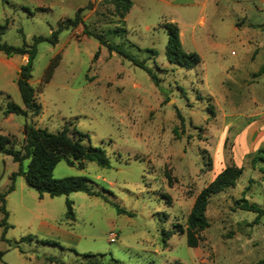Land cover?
I'll return each mask as SVG.
<instances>
[{
    "label": "rangeland",
    "instance_id": "rangeland-1",
    "mask_svg": "<svg viewBox=\"0 0 264 264\" xmlns=\"http://www.w3.org/2000/svg\"><path fill=\"white\" fill-rule=\"evenodd\" d=\"M133 2L122 19L109 0H0L2 40L17 46L51 37L82 9L81 22L61 31L56 43L37 44L31 82L42 104L39 116L5 113L9 101L24 106L17 78L28 56L0 51V133L15 135L19 148L26 122L52 132L76 127L86 144L105 149L110 165L87 161L80 169L61 160L54 176H86L128 211L83 191L40 197L23 175L7 192L19 163L0 153V192H7L11 224L4 238L0 228V264L264 259V212L241 208L245 199L264 208V0ZM165 21L179 25L186 51L199 53L195 67L168 60ZM254 157L262 158L253 165ZM231 164L244 171L235 186L211 196L210 226L199 246L188 245L186 232L165 244L163 231L179 224L185 230L197 194ZM67 199L75 219L65 216ZM45 220L76 232L80 241L45 234Z\"/></svg>",
    "mask_w": 264,
    "mask_h": 264
},
{
    "label": "trees",
    "instance_id": "trees-1",
    "mask_svg": "<svg viewBox=\"0 0 264 264\" xmlns=\"http://www.w3.org/2000/svg\"><path fill=\"white\" fill-rule=\"evenodd\" d=\"M115 7L116 12L122 19L131 10L133 0H109ZM81 8L76 12L75 18L67 19L65 24H59L58 28L52 30L51 37L36 36L34 42L29 45L24 43L22 46L9 44L2 40L1 33L5 26L0 25V51L11 56L15 54L27 55V61L20 66L18 71L17 84L21 93L24 106L13 101H9L5 110L6 114H21L26 117H36L42 113V104L37 99V89L32 85V71L34 60L37 54V44L42 40H49L56 43L58 34L71 25H77L81 22ZM163 27L168 34L166 44V56L171 63L178 64L185 68H193L201 61V57L196 51H186L181 40L180 27L176 22L165 21ZM98 53L95 55V58ZM54 64H58L54 63ZM49 71L46 80L50 79L54 66ZM141 67L146 68L144 63ZM264 69V68H263ZM151 74V71L148 69ZM24 138L21 147L16 148L15 135H7L0 133V153L9 154L13 160L19 163V170L12 174V183L9 185L7 192L14 190L15 178L17 175L25 177L28 186L36 189L40 197L49 194L52 197L60 195H69L72 192L83 191L91 196H99L106 201L118 207L119 212H128L120 205L112 200L110 196L113 194L108 190H98L95 188L91 179L81 175H68L63 177H55L54 169L56 165L65 160L70 165H76L80 169L85 168L87 161H95L101 167H108L110 161L103 147L86 144L83 141V134L76 127L70 128L68 124L58 132H52L46 127L37 126L34 121L24 124ZM78 134V136H77ZM262 157H254L253 165ZM28 160L27 168L23 167V162ZM244 168L235 164L224 167L215 178L197 194L191 213L187 219L186 228L184 230L181 225H177L174 229L163 231V241L167 240L176 232L187 235V243L191 247H197L201 241V232L210 226L207 217V208L212 195L221 192L227 187L235 186L238 178L242 175ZM264 172V168H262ZM170 181H172V177ZM173 182V181H172ZM0 192V212L3 217L0 219V228H3V238L5 233L11 227L9 223V211L6 208V193ZM110 195V196H109ZM66 213L68 219H75V211L73 201L66 200ZM241 208L264 212V208H260L255 203H249L246 199ZM131 214V213H130ZM31 236H25L22 240L31 239ZM17 243V242H15ZM0 251V258L3 255ZM264 264V259L254 263Z\"/></svg>",
    "mask_w": 264,
    "mask_h": 264
},
{
    "label": "crops",
    "instance_id": "crops-1",
    "mask_svg": "<svg viewBox=\"0 0 264 264\" xmlns=\"http://www.w3.org/2000/svg\"><path fill=\"white\" fill-rule=\"evenodd\" d=\"M181 30V29H180ZM181 32V31H180ZM42 225V232H44L45 234L48 233V232H45L46 230H49L50 232H52V236L58 238V239H61L65 242H68V243H74V244H77L80 239H81V236L78 235L76 232H73L72 230L68 229V228H64L61 226H58L54 223H50L48 221H43L41 223ZM49 234V233H48ZM51 235V234H50ZM70 243V244H71Z\"/></svg>",
    "mask_w": 264,
    "mask_h": 264
},
{
    "label": "built area",
    "instance_id": "built-area-1",
    "mask_svg": "<svg viewBox=\"0 0 264 264\" xmlns=\"http://www.w3.org/2000/svg\"><path fill=\"white\" fill-rule=\"evenodd\" d=\"M116 237H117V233L116 232H114V231H112V232H110V239H116Z\"/></svg>",
    "mask_w": 264,
    "mask_h": 264
}]
</instances>
